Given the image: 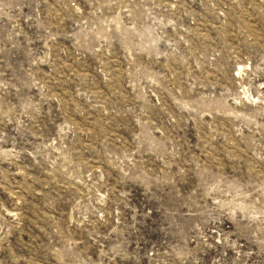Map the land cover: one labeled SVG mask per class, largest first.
<instances>
[{
    "label": "rangeland",
    "instance_id": "1",
    "mask_svg": "<svg viewBox=\"0 0 264 264\" xmlns=\"http://www.w3.org/2000/svg\"><path fill=\"white\" fill-rule=\"evenodd\" d=\"M0 264H264V0H0Z\"/></svg>",
    "mask_w": 264,
    "mask_h": 264
}]
</instances>
